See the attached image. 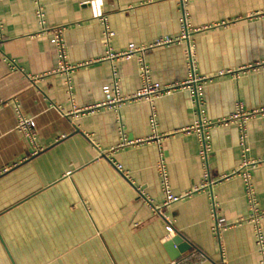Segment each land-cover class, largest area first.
<instances>
[{
	"label": "crops",
	"instance_id": "1",
	"mask_svg": "<svg viewBox=\"0 0 264 264\" xmlns=\"http://www.w3.org/2000/svg\"><path fill=\"white\" fill-rule=\"evenodd\" d=\"M49 28L63 29L72 71H60ZM164 39L177 41L109 58ZM190 58L204 79L195 91ZM139 60L174 88L92 110L106 90L140 89ZM237 103L264 109V0H0V264H260L243 180L226 177L254 163L264 211V117L247 121L246 153L236 126L211 129L205 164L187 131ZM122 138L139 143L119 148ZM161 158L182 197L165 207Z\"/></svg>",
	"mask_w": 264,
	"mask_h": 264
},
{
	"label": "built area",
	"instance_id": "2",
	"mask_svg": "<svg viewBox=\"0 0 264 264\" xmlns=\"http://www.w3.org/2000/svg\"><path fill=\"white\" fill-rule=\"evenodd\" d=\"M182 1H185V0H182ZM37 2H38V0H36V3ZM39 15L41 16V14H39ZM183 22L185 23V18H184ZM45 30L46 29H43V31H45ZM48 31L51 34H53V39L51 42L57 46L58 51L61 54L60 56H61L63 63L61 65L60 71H62V72L72 71L74 68L72 66H68L63 61L64 60V47H63L62 39H61L63 29L62 28H49ZM185 32H186V29H185ZM184 37L185 38L187 37V33H186V35L184 34ZM176 41L177 40H171V39L159 40L155 44H153V45H151L145 49H141V50L135 49L134 50L133 48H130L126 52L117 53V54H111L110 53L109 58H113L116 60H118V59L129 60L132 58L133 54L136 52L141 53L147 49H151V48L159 47V46H164V45H169V44L174 43ZM189 61H190L189 62L190 70H191L192 74H191V78L185 84L186 85H190V84L194 85V88L192 90L195 91L197 89V86L199 87V83L204 81V79L203 78H197L194 76L191 58ZM139 63H140L139 76L141 79L140 89L133 96H130L127 98L122 97L119 94L118 89L116 87H114L112 90H106L104 92L105 101L102 104L92 108V110L95 108L102 107V106H106L109 108L116 107V106H119L122 102H124L126 100L145 99L146 101L151 103L153 100L158 98L160 95H162V94H164V93H166V92H168L174 88V87H165L164 88V87H161L159 84L152 82L150 80V77H149L148 67L144 64V62L142 60H139ZM252 68H254V67L251 66V67L246 68V69H252ZM220 75H222V73H220ZM257 116L264 117V109L246 111V110H244L241 103H237L235 105L234 112L231 113L230 116H228L227 118H223L221 120H217L214 122H209V121H206V120L199 118L195 122L194 126L187 131L188 132L194 131L198 134L199 141H200L199 156L205 164V162L207 160V155L209 153V148H210L209 142H208V138H209L208 134H209V131L211 129L227 127L230 125L236 126L238 131H239L240 146L243 149V153H246V148H245V139H246L245 127H246V123L250 119H253ZM19 126L23 131H27L29 133L30 123L28 121H24V120L21 121ZM152 127L155 128L154 122H152ZM157 138H158V136L155 134L151 139H157ZM137 143H139V141H136V142L127 141L125 138H122L121 143L118 147L121 148V147H125L128 145H135ZM252 165H254V163L243 159V162H242L240 168L236 172H233L231 174V176H228L226 178H231V177L239 175L243 180L245 197H246V200H247V203L249 206V210H250V214H249L247 222L250 223L252 228H253L255 244L257 247L258 254L260 255V264H264V236H263V232H262V228H261V219L264 215V211H261L258 207V204L256 202L255 192H254L252 185H251V182H250V174H249V171L247 170V168L252 166ZM117 169L120 171L119 166H117ZM158 172H159V176H160V187H161V190L164 194L163 206L164 207L168 206L169 204L177 202L180 199H182V197H180V196H174L170 191V188L168 185L167 172H166L165 164H164V161L162 160V158L158 162ZM205 177L207 178V175ZM226 178H223V179H226ZM205 185H207V184H205ZM198 190H199V188H195L194 192H197ZM154 211L158 214L160 213L158 208H154ZM214 218H215V215H214ZM224 228H226V226L222 227V229H224ZM165 229H166L167 234L170 235L173 233L172 228L170 226L167 225ZM192 257H193V255H191V254L186 255V256H183L179 259L172 261L170 264H187V262Z\"/></svg>",
	"mask_w": 264,
	"mask_h": 264
},
{
	"label": "water",
	"instance_id": "3",
	"mask_svg": "<svg viewBox=\"0 0 264 264\" xmlns=\"http://www.w3.org/2000/svg\"><path fill=\"white\" fill-rule=\"evenodd\" d=\"M180 243L181 239L179 237L172 238L167 244L168 248L173 254V258L176 259L179 257V255L184 252V246H181Z\"/></svg>",
	"mask_w": 264,
	"mask_h": 264
}]
</instances>
